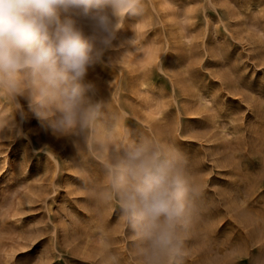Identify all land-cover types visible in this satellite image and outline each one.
Wrapping results in <instances>:
<instances>
[{"label": "rangeland", "instance_id": "374dc122", "mask_svg": "<svg viewBox=\"0 0 264 264\" xmlns=\"http://www.w3.org/2000/svg\"><path fill=\"white\" fill-rule=\"evenodd\" d=\"M87 81L95 127L51 134L0 101V264H134L103 162L142 137L185 158L194 211L172 264H264V0H142Z\"/></svg>", "mask_w": 264, "mask_h": 264}, {"label": "clouds", "instance_id": "9594fccd", "mask_svg": "<svg viewBox=\"0 0 264 264\" xmlns=\"http://www.w3.org/2000/svg\"><path fill=\"white\" fill-rule=\"evenodd\" d=\"M142 0H0V101L19 99L51 134L67 138L95 127L105 107L87 81L124 20ZM15 118L0 137L18 135ZM187 162L150 137L130 142L103 162V199L116 205L131 233L134 264H172L181 254L197 195Z\"/></svg>", "mask_w": 264, "mask_h": 264}]
</instances>
